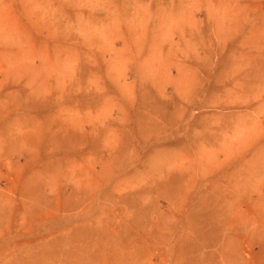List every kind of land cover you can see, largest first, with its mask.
Segmentation results:
<instances>
[{"label": "rangeland", "instance_id": "obj_1", "mask_svg": "<svg viewBox=\"0 0 264 264\" xmlns=\"http://www.w3.org/2000/svg\"><path fill=\"white\" fill-rule=\"evenodd\" d=\"M0 264H264V0H0Z\"/></svg>", "mask_w": 264, "mask_h": 264}]
</instances>
